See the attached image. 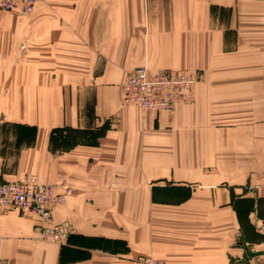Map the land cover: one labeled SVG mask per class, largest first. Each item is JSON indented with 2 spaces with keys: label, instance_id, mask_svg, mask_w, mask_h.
Masks as SVG:
<instances>
[{
  "label": "crops",
  "instance_id": "1",
  "mask_svg": "<svg viewBox=\"0 0 264 264\" xmlns=\"http://www.w3.org/2000/svg\"><path fill=\"white\" fill-rule=\"evenodd\" d=\"M141 66L198 73L194 100L123 105ZM263 171L264 0L0 10V183L71 190L48 224L0 213V264H264Z\"/></svg>",
  "mask_w": 264,
  "mask_h": 264
},
{
  "label": "built area",
  "instance_id": "2",
  "mask_svg": "<svg viewBox=\"0 0 264 264\" xmlns=\"http://www.w3.org/2000/svg\"><path fill=\"white\" fill-rule=\"evenodd\" d=\"M39 2L41 0H0V10L20 9L27 15L33 12ZM199 81L198 73L151 72L147 66H141L127 73L122 86L121 102L157 115L172 113L177 107L194 100V89ZM261 185L264 186V171ZM70 194V189L57 193L53 186L40 182L35 176L26 175L14 182L0 183V213L19 210L39 215L48 224L54 209L64 204ZM39 232L43 240L59 244L68 239L71 229L50 224L41 226ZM145 262L150 261L146 259Z\"/></svg>",
  "mask_w": 264,
  "mask_h": 264
},
{
  "label": "trees",
  "instance_id": "3",
  "mask_svg": "<svg viewBox=\"0 0 264 264\" xmlns=\"http://www.w3.org/2000/svg\"><path fill=\"white\" fill-rule=\"evenodd\" d=\"M100 131H101V132L105 131V128L101 129Z\"/></svg>",
  "mask_w": 264,
  "mask_h": 264
},
{
  "label": "rangeland",
  "instance_id": "4",
  "mask_svg": "<svg viewBox=\"0 0 264 264\" xmlns=\"http://www.w3.org/2000/svg\"><path fill=\"white\" fill-rule=\"evenodd\" d=\"M170 72V71H169Z\"/></svg>",
  "mask_w": 264,
  "mask_h": 264
}]
</instances>
